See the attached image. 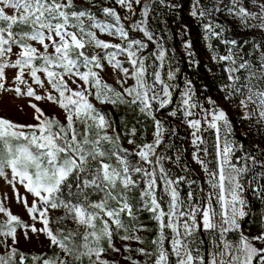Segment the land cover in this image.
Here are the masks:
<instances>
[{
    "label": "snow or ice",
    "instance_id": "obj_1",
    "mask_svg": "<svg viewBox=\"0 0 264 264\" xmlns=\"http://www.w3.org/2000/svg\"><path fill=\"white\" fill-rule=\"evenodd\" d=\"M161 10L182 8L0 0V99L31 109V122L0 116V179L13 193L0 195V264H264V0H191L222 73L218 99L201 98L187 75L176 83L175 50L168 55L151 23ZM182 46L198 71L191 41ZM109 70L118 87L103 78ZM93 101L131 115L117 121ZM230 111L249 125L244 139ZM182 126L200 179L171 142ZM41 236L45 251L21 250V239Z\"/></svg>",
    "mask_w": 264,
    "mask_h": 264
},
{
    "label": "rangeland",
    "instance_id": "obj_2",
    "mask_svg": "<svg viewBox=\"0 0 264 264\" xmlns=\"http://www.w3.org/2000/svg\"><path fill=\"white\" fill-rule=\"evenodd\" d=\"M179 4L181 5L182 10H176V11H167L166 13L164 10H161L162 15L161 17L152 20V26L154 30L156 31L157 35L162 37L163 41L165 42L166 48L169 50L168 55H173V49L175 50V65L178 66L182 71L179 73V79L176 81L177 84H179L181 87H183V78L185 75H187L189 78H191L196 87L198 93L202 94V97L206 96H212L214 99H218L219 92L217 90L218 88V82L221 79V72L220 68L214 64V62L211 60V51L209 50L207 43L203 39V31H202V25L200 20L193 18L189 15L190 8H191V0H178ZM173 17L175 20H173ZM161 20L167 21L168 28L165 29V31H161V29L164 28V25L161 23ZM181 25H187L190 31L187 32V34H184L178 30V28ZM249 33V32H247ZM247 33H245L243 30L240 31L241 36H245ZM252 33V32H250ZM254 34V33H253ZM137 38H141L142 34L136 33L135 34ZM257 38H259L256 34H254ZM105 39H109V37L104 36ZM188 39L192 43V50L196 54V59L200 62L198 65V71L196 69H192L188 67V59L184 53V49L182 46L183 40ZM116 42V41H114ZM154 47V45H150V48ZM214 48V46H213ZM211 69L209 71L208 69ZM103 78L110 84H112L115 87H118L115 83V73L112 71H106L103 73ZM131 83V81H129ZM205 85H207V89H205ZM178 96V92L175 94ZM97 107H103L106 111H111L115 113V119L119 121L120 116L125 115H131L130 113H126V110L123 106H121L119 109H113L110 106H102L98 102L93 101ZM23 101L19 98L12 99V98H3L0 99V116H5L9 119H12L16 122H31V109L25 107L23 111L19 109V105L22 104ZM42 106L45 108V110L49 114H60L61 110L51 104H44L42 103ZM230 116L235 122V134L237 137L244 139L242 136L243 132H246L249 130V125L247 122L244 124H241L239 122V116L235 111H230ZM190 130L186 128V126H182L178 132V136L182 137L183 141L188 144V148L190 150V153L194 150L191 142H190V136H189ZM207 135V134H205ZM148 140H151V134L149 133L147 136ZM211 139V138H210ZM259 138L256 136L255 129H252V136H251V142L255 144ZM245 142L248 143L249 141L245 139ZM125 146H127L125 142ZM209 160H212V157L210 156L208 158ZM192 162L196 165L195 161L192 160ZM214 166V165H213ZM7 194L8 196H13V193L11 192L10 188H8L4 181L0 179V195ZM12 211L14 213H19L21 215H25V211L22 207V205L13 203L12 205ZM46 240L43 236H41L39 239H36L35 237L31 241H25L21 239L20 248L23 251L26 252H42L45 251L46 248ZM41 245H45V247H41ZM2 251V249H0ZM104 258H107L109 260L118 259L117 254L115 253H107L103 254ZM120 264H127V262L121 260Z\"/></svg>",
    "mask_w": 264,
    "mask_h": 264
},
{
    "label": "built area",
    "instance_id": "obj_3",
    "mask_svg": "<svg viewBox=\"0 0 264 264\" xmlns=\"http://www.w3.org/2000/svg\"><path fill=\"white\" fill-rule=\"evenodd\" d=\"M184 139V138H183ZM182 137L175 136L172 138V143L177 145V147L180 148L181 152L183 153V161L187 162L190 169H192V176L193 178L200 179L203 175L202 171L200 170L199 166H196L191 159V153L188 148V144L183 141ZM174 159V154H173ZM166 167H170L173 169L174 172L183 175V172L180 168L176 167L174 164H172L170 161L165 162ZM202 182V181H201Z\"/></svg>",
    "mask_w": 264,
    "mask_h": 264
},
{
    "label": "trees",
    "instance_id": "obj_4",
    "mask_svg": "<svg viewBox=\"0 0 264 264\" xmlns=\"http://www.w3.org/2000/svg\"><path fill=\"white\" fill-rule=\"evenodd\" d=\"M222 19V18H221ZM254 34L253 33H247L245 36H243L244 38H246V39H249V40H251V39H253L254 38ZM255 38H257L256 36H255ZM213 46H214V48L215 49H217L219 52H221V54H223V45H220L219 44V42L218 41H215V40H213ZM221 72V71H220ZM222 74V73H221ZM221 78H222V75L220 76ZM249 197H251V194L249 193ZM255 204H256V211L258 212L259 210H260V207H261V204H260V202L259 201H255ZM248 227H253V223L252 222H250L249 223V225H248Z\"/></svg>",
    "mask_w": 264,
    "mask_h": 264
}]
</instances>
